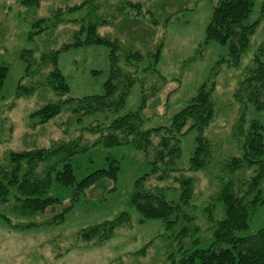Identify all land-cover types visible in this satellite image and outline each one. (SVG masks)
Returning <instances> with one entry per match:
<instances>
[{
    "label": "rangeland",
    "instance_id": "374dc122",
    "mask_svg": "<svg viewBox=\"0 0 264 264\" xmlns=\"http://www.w3.org/2000/svg\"><path fill=\"white\" fill-rule=\"evenodd\" d=\"M81 1L41 0L38 7L27 8L20 4V0H0V64L8 67L0 94V163L7 161L10 151L31 150L48 147L54 141L78 139L88 148L71 160L75 177L81 179L96 169L107 167L108 159L112 158L120 166L116 188L104 200L101 198L110 187L109 181L86 189L73 202V208L62 222H48L62 210V205L49 207L44 213L27 219L40 224L32 228L10 227L0 217V264H177L180 256L178 240L172 236L176 230L164 231L160 220L138 224L137 213L128 205L133 181L148 171L152 151L146 155L130 146H92L98 135L89 128L107 126L115 118L136 111L143 94L147 99L142 110V128L169 126L172 116L196 94L199 86L215 77L213 99L216 112L203 133L212 143L211 161L203 169L189 170V159L195 147V132L191 131L180 137L181 153L174 163L179 171L172 172L168 179L162 181L150 176L147 182L148 186L166 188V198L178 203L179 189L175 178L180 175L193 178L188 213L195 217L194 222L200 229L199 247L208 246L212 240V229L204 208L211 206L215 218L224 217L223 204L211 198L219 186L217 163L241 152L243 136L239 134L247 131L251 122L264 124V112L255 109L247 100L246 93L241 91L236 95L240 81L247 74L249 56H245L237 68L227 63L217 64L220 58L225 57L226 46L213 41L204 43V29L210 20L214 0H130L140 2L141 11L145 12L135 21L126 18L119 10V5L127 0H91L80 10L68 11L69 6ZM262 1L255 0L249 20L258 17ZM169 14L170 20L165 21ZM88 15L109 20L97 28L98 34L117 38L141 51L161 43L156 66L158 73L146 69L147 59L132 66L125 63L124 70L135 76V83L121 107L105 108L81 117L65 109L44 125L33 124L29 114L44 102L55 101L59 97L42 87L30 95L17 96V83L21 80L29 87L35 81L42 82L53 69L51 63H42V54L72 42V32ZM42 17L47 20L41 21L39 26H32ZM150 18L157 19V24H151ZM263 26L264 22L251 38L250 53L262 39ZM33 29L39 33L28 40ZM25 49L32 50L33 64L29 76L25 75L26 64L20 58ZM108 52L105 46L83 45L59 53L57 66L69 85V96L103 93V83L109 71ZM214 72H217L216 76ZM251 172L245 171L241 176L247 178ZM260 189L264 196V179ZM44 195L58 197L63 205H69L72 192L52 183ZM122 211L130 213L131 223L116 229L106 242L94 244L79 236L80 229L113 219ZM263 219L264 203L257 206L248 227L237 234H253ZM27 221L12 218L13 224ZM193 238L195 235H191L188 242ZM144 246V255L133 254ZM169 254H172L171 258Z\"/></svg>",
    "mask_w": 264,
    "mask_h": 264
},
{
    "label": "trees",
    "instance_id": "16d2710c",
    "mask_svg": "<svg viewBox=\"0 0 264 264\" xmlns=\"http://www.w3.org/2000/svg\"><path fill=\"white\" fill-rule=\"evenodd\" d=\"M214 1L210 20L204 29V43L213 41L226 46V55L220 58L217 64L227 63L237 68L243 58L249 56L247 74L240 81L241 86L236 95L241 91L245 92L247 100L255 109L264 112V28L261 41L250 53L251 38L264 22V0L260 4L258 17L253 20H249V17L255 0ZM40 2L41 0H20V4L27 8L38 7ZM90 2L91 0H82L67 9L69 12H75ZM132 9L134 10L131 11ZM119 10L127 16L126 18L134 21L140 14H145L141 11L140 2L130 0L120 4ZM131 16L133 18H130ZM170 18L169 14L165 21H169ZM46 20L42 17L32 23V26H39L41 21ZM81 21L79 28L71 34L72 42L64 43L59 49L42 54V63L49 62L53 65V69L45 75L42 82L35 81L29 87L23 85L21 80L17 83L15 89L17 96L30 95L35 89L42 87L43 90L48 88L59 97L55 101L44 102L29 114L33 124L44 125L65 109H70L73 114L81 117L105 108L121 107L129 89L135 83V76L124 70L125 63L132 66L147 59L149 64L146 69L158 73L156 66L162 49L161 43L144 52L117 38L98 34L97 28L107 24L109 21L107 19L88 15ZM150 21L153 25L158 22L153 18H150ZM44 29L45 27H42V30ZM37 33H39L37 30H31L28 40ZM83 45L108 47V78L103 83L102 94L72 97L69 96L70 88L66 78L57 66L58 56L62 51ZM31 51L25 49L20 55L26 64L27 76L33 64ZM7 73L8 67L0 64V94ZM216 74L217 72H214L215 76ZM213 79L199 86L196 94L172 116L169 126L142 128L144 123L142 110L147 99V95L143 94L142 102L136 111L115 118L107 126L97 125L89 128L98 135L92 146L101 145L105 148L130 146L143 151L146 155L152 151L151 159L148 160V171L133 181L128 205L137 213L138 224L148 220H160L164 231L176 230L172 236L178 240L180 256L177 264H264V219L253 234L246 236L237 234L248 227L257 206L264 203L260 189L261 181L264 179V124L251 122L250 128L239 134L243 136L241 152L217 163L219 186L211 198L223 204L224 217L215 218L211 206L204 208L212 229V240L208 246L199 247L200 229L194 222L195 217L188 213L194 186L193 178L184 175L175 178L179 189L178 203L166 198V188L147 184L150 176L162 181L168 179L172 172L179 171L174 163L181 153L180 137L191 131L195 132V147L189 159V170L203 169L211 161L212 143L203 133L216 112ZM87 148L78 139H73L66 142L54 141L48 147L10 151L7 161L0 163L1 219L10 227L32 228L40 224L27 219L44 213L49 207L62 205V210L48 220L49 223L62 222L82 192L109 181L110 187L106 188L105 195L101 198L104 200L106 195L116 188L120 166L114 159L109 158L107 167L96 169L77 179L71 160ZM249 170L252 172L247 178L241 176V173ZM52 183L71 190L69 205H63L58 197L44 195ZM12 218L27 223L13 224ZM131 219L128 211H122L113 219L92 224L80 229L78 233L87 242L101 244L109 240L116 229L130 224ZM191 235H195V238L188 242L187 239ZM145 249L146 246L133 254L144 255ZM168 256L171 258L172 254Z\"/></svg>",
    "mask_w": 264,
    "mask_h": 264
}]
</instances>
